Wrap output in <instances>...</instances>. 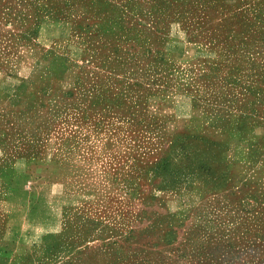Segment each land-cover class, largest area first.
Instances as JSON below:
<instances>
[{"label": "rangeland", "instance_id": "374dc122", "mask_svg": "<svg viewBox=\"0 0 264 264\" xmlns=\"http://www.w3.org/2000/svg\"><path fill=\"white\" fill-rule=\"evenodd\" d=\"M0 264H264V0H0Z\"/></svg>", "mask_w": 264, "mask_h": 264}]
</instances>
